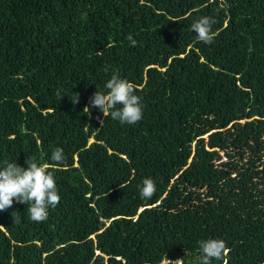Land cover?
<instances>
[{
	"label": "trees",
	"instance_id": "1",
	"mask_svg": "<svg viewBox=\"0 0 264 264\" xmlns=\"http://www.w3.org/2000/svg\"><path fill=\"white\" fill-rule=\"evenodd\" d=\"M113 75L134 125L90 105ZM28 158L61 200L0 212V264H200L208 239L264 264V0H0V169Z\"/></svg>",
	"mask_w": 264,
	"mask_h": 264
},
{
	"label": "clouds",
	"instance_id": "2",
	"mask_svg": "<svg viewBox=\"0 0 264 264\" xmlns=\"http://www.w3.org/2000/svg\"><path fill=\"white\" fill-rule=\"evenodd\" d=\"M215 20L210 17H201L191 25L197 34V39L205 44H211L214 39L212 25ZM130 45L135 47L137 41L129 34L127 37ZM109 90L107 94L99 91L90 97L92 108L98 109L105 118L111 116L121 125H134L143 116L141 98L135 94L134 85L126 79L113 75L106 83ZM58 98L60 92L56 93ZM79 96L73 100L78 103ZM119 105V107H117ZM89 109V108H88ZM103 124L104 122L101 121ZM51 160L62 164L65 156L62 149L57 148L51 155ZM27 167L18 166L16 163H7L0 169V212L13 206L14 201L28 205L27 213L30 221L40 223L48 218L49 207H56L61 200L57 191V184L53 174L47 171V165H38L36 162L26 160ZM156 185L151 178L143 180L140 188L141 199H151L156 192ZM201 255L200 264H211L212 260L223 261L227 264L228 249L222 239H208L199 242ZM171 261L170 264H184L182 258Z\"/></svg>",
	"mask_w": 264,
	"mask_h": 264
},
{
	"label": "rangeland",
	"instance_id": "3",
	"mask_svg": "<svg viewBox=\"0 0 264 264\" xmlns=\"http://www.w3.org/2000/svg\"><path fill=\"white\" fill-rule=\"evenodd\" d=\"M177 260H180V259H177ZM176 260V261H177ZM170 260L169 259H165L161 264H166L168 263ZM197 261H194L192 264H195Z\"/></svg>",
	"mask_w": 264,
	"mask_h": 264
}]
</instances>
